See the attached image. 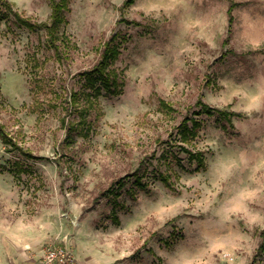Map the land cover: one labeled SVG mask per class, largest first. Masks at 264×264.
I'll list each match as a JSON object with an SVG mask.
<instances>
[{"label": "rangeland", "instance_id": "1", "mask_svg": "<svg viewBox=\"0 0 264 264\" xmlns=\"http://www.w3.org/2000/svg\"><path fill=\"white\" fill-rule=\"evenodd\" d=\"M9 1L48 19V0ZM122 1L69 0L61 58L44 29L0 19V123L45 157L0 139V235L66 245L77 264H264V0ZM112 35L121 92L71 106ZM200 100L242 116L225 130L217 113L196 114ZM186 114L200 126L180 142Z\"/></svg>", "mask_w": 264, "mask_h": 264}, {"label": "trees", "instance_id": "2", "mask_svg": "<svg viewBox=\"0 0 264 264\" xmlns=\"http://www.w3.org/2000/svg\"><path fill=\"white\" fill-rule=\"evenodd\" d=\"M68 1L69 0H48L50 5V13L48 19L45 21H36L32 20L29 17L23 16L17 10L13 8L12 2L9 0H1V5L4 8L0 10V19L5 17L7 14H12L15 21L31 30L44 29L45 31V41L47 46L54 50L55 55L58 58H61L64 54L65 47L68 44V40L62 31V27L66 22L65 19V11L68 10ZM134 0H123L121 8L127 7L133 4ZM234 2L230 1V4L227 9L228 20L232 21V10H233ZM125 20V19H121ZM115 35H112L109 39H107L102 46L100 47L99 56L95 63L82 71L79 74L84 78V88H80L79 90H74L70 92L69 104L71 106H75L78 108V99L82 98L83 103L90 105L92 100L101 93V90H104L105 94L115 95L119 94L122 90L123 80L120 76V73L116 70L114 66H112L114 60L118 57L120 53L119 46L114 42ZM87 88V89H86ZM199 103L202 104V109L198 110L196 114H200L204 112L207 115H211L217 113L220 117H223L226 120V123H221L223 129L227 130L228 127L233 126L232 124V116H242L241 113L235 111H228L227 109H220L215 107H210L201 100ZM160 107L164 110L174 111V108L171 104H169L165 100H160ZM84 119V115L80 116V121L74 125L73 123H68L69 128H75L73 126L80 125L82 120ZM192 121V125L188 124V121ZM63 122L65 119L63 118ZM200 126V122L197 119L191 118L188 114H186L181 122L177 125V136L180 142L187 141L188 139L195 136L197 128ZM0 139L6 145L7 150H19L21 153L26 155L29 158L41 159L45 158L39 155H34L32 152L23 149L17 141L10 136L4 126L0 123ZM186 152L190 159L196 161L195 169L198 170L200 168L205 167V159L202 155L201 151H192L188 148L183 149ZM133 184L141 189H147L148 183L143 180L141 175L134 171L132 173ZM160 180L168 187L173 188L172 183L169 180V177L160 173ZM125 180L123 178H119L114 181L116 184V188H122L125 186ZM262 241L259 244V249H264V229L261 231Z\"/></svg>", "mask_w": 264, "mask_h": 264}, {"label": "crops", "instance_id": "3", "mask_svg": "<svg viewBox=\"0 0 264 264\" xmlns=\"http://www.w3.org/2000/svg\"><path fill=\"white\" fill-rule=\"evenodd\" d=\"M45 244L51 243L32 244L12 232H3L0 235V264H37L40 249Z\"/></svg>", "mask_w": 264, "mask_h": 264}, {"label": "built area", "instance_id": "4", "mask_svg": "<svg viewBox=\"0 0 264 264\" xmlns=\"http://www.w3.org/2000/svg\"><path fill=\"white\" fill-rule=\"evenodd\" d=\"M40 264H76V257L71 249L62 244H45L40 249Z\"/></svg>", "mask_w": 264, "mask_h": 264}]
</instances>
